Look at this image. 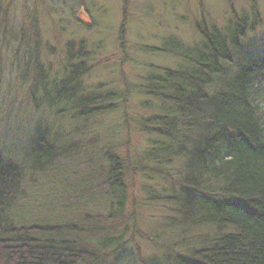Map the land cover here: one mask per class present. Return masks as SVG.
Masks as SVG:
<instances>
[{
    "label": "trees",
    "instance_id": "1",
    "mask_svg": "<svg viewBox=\"0 0 264 264\" xmlns=\"http://www.w3.org/2000/svg\"><path fill=\"white\" fill-rule=\"evenodd\" d=\"M254 23L232 10L222 28L202 21L194 52L176 40L147 48L176 56L183 65L148 67L139 94L148 98L142 109L154 112L136 120L146 145L133 154L129 144L123 153L103 154L97 197L103 213L60 226L17 223L11 210L24 170L0 155V264H100L111 255L122 259L124 252L128 259L134 255L127 251L128 237L153 247L145 257L138 250L134 264H264V59L230 72L233 52ZM95 45L71 40L60 80L46 88L48 81L38 76L39 86L48 89L46 103L69 105L61 108L73 111L74 119L116 110L101 103L104 96L79 94L81 77L94 60L100 63L94 56L102 47ZM57 149L39 134L28 162L42 168L65 151ZM137 177L156 187L141 186L146 202L168 203L151 233L136 228L135 211L124 223Z\"/></svg>",
    "mask_w": 264,
    "mask_h": 264
},
{
    "label": "rangeland",
    "instance_id": "2",
    "mask_svg": "<svg viewBox=\"0 0 264 264\" xmlns=\"http://www.w3.org/2000/svg\"><path fill=\"white\" fill-rule=\"evenodd\" d=\"M232 10L255 23L233 52L230 72L264 59V0H4L0 14V155L7 162L20 163L24 170L21 193L11 210L14 220L60 226L82 223L86 214L103 213L102 200H97L104 178L103 154L123 153L127 144L133 154L146 145L136 120L154 112L142 109L148 98L139 94L143 79L151 73L148 67L177 69L183 65L176 56L147 48L176 40L194 52L200 44L202 21L222 28ZM71 40L101 44L99 56H94L100 63L94 60L81 77L79 94L104 96L101 103H111L115 111L74 119L73 111L66 113L61 108L69 105L46 103L48 89L39 86L38 76L48 81L46 88L50 81L60 80L67 59L65 46ZM108 92L111 98L105 96ZM39 134L51 146L65 150L42 168L28 162ZM134 184V206L128 202L124 223L129 224L126 218L135 211L136 228L151 233L166 215L168 203L146 202L140 188L152 183L137 177ZM127 239V251L134 255L128 259L127 252L122 259L111 255L100 264L137 263L138 250L144 257L150 255L153 247L144 238L137 237L139 249L137 242Z\"/></svg>",
    "mask_w": 264,
    "mask_h": 264
}]
</instances>
